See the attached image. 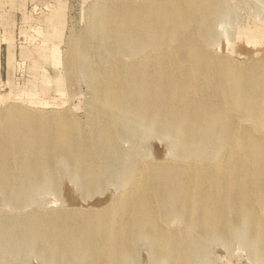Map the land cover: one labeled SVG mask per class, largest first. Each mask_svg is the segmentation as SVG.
<instances>
[{"label":"bare ground","instance_id":"obj_1","mask_svg":"<svg viewBox=\"0 0 264 264\" xmlns=\"http://www.w3.org/2000/svg\"><path fill=\"white\" fill-rule=\"evenodd\" d=\"M119 1L112 9H97L92 25L108 65L93 63L92 48L80 41L75 59L65 62L66 76L40 78L62 93L80 55L93 92L84 104L91 113L85 126L68 113L39 107L47 103L11 104L0 112V192L12 204L31 199L25 197L42 191L62 164L84 184L83 192L98 189L128 166L118 138L130 141L135 128L170 137L179 157L211 161L137 165L124 176L129 189L100 210L74 213L63 223L45 215L18 220L10 231L0 224V249H34L55 264L71 258L122 264L144 233L161 264H195L204 237L227 241L248 234L251 248L264 258V64L241 68L217 60L202 44L212 39L217 18L226 15L217 0ZM63 3L58 0L52 10L58 24ZM262 30H243L238 37L262 43ZM35 33L41 37L35 53L57 66L60 33L53 27H35ZM3 40L11 63V38ZM142 51L120 61L123 54ZM38 68L33 64L32 70ZM173 216L201 237L169 233L163 222ZM17 230L23 236L14 240Z\"/></svg>","mask_w":264,"mask_h":264},{"label":"rangeland","instance_id":"obj_2","mask_svg":"<svg viewBox=\"0 0 264 264\" xmlns=\"http://www.w3.org/2000/svg\"><path fill=\"white\" fill-rule=\"evenodd\" d=\"M57 1L0 0V112L11 104L31 105V101L37 104L47 103L39 107L48 108L44 111L54 110L64 115L68 113L85 126L91 113L88 109L86 110L84 104L92 101L93 92L81 71L85 64L80 55L77 57V70L74 76L65 82L62 93L56 92L53 82L47 87L43 85L40 78L45 73L52 79L60 74L66 76L65 62L75 59L74 50L80 41L86 42L92 48L93 63L102 61L101 65H108L109 60H106L108 56H102L97 47L98 33L94 32L92 27L94 14L97 9H112L120 1L59 0L64 2L62 24H58V18L52 14V10L58 6ZM217 1L226 11V15L217 18L213 25L212 39L207 43L202 41V44L217 60H225L241 68L264 64V41L254 45L238 37L239 32L243 30L264 29V0ZM3 19L5 21H1ZM35 27L44 29L53 27L60 33L59 38L55 40L60 58L57 66L46 61L44 63L42 57L35 53L41 42V37L35 33ZM4 36L11 38L13 46L11 63L9 62L11 56L9 46L7 41L3 40ZM23 51H29L31 55L25 58ZM41 52L45 55L49 54V51L41 50ZM142 54L143 51L123 54L120 61L126 63ZM33 64L39 66V70H32ZM30 90L35 95L30 96L25 93ZM130 127L133 131L132 126ZM134 130L137 135L130 141L118 138L119 148L126 156L128 166L117 173L112 182H107L98 189L83 192L84 184L72 178L69 169L62 164L52 181L42 186V191L32 195L27 194L29 197H25L31 199L12 204L0 192V224L10 231L11 223L18 220L28 221L33 217L45 215L56 223H63L74 213L100 210L115 202L119 195L129 189L124 176L129 172L132 173L140 164L165 163L162 164V168H167L171 165L183 166V162L199 164L211 161L210 158L179 157L172 150L170 137L157 134L153 129L135 128ZM208 143L209 140L205 142V144ZM261 212L264 216L263 209ZM95 213L99 214L100 211H95ZM163 224H166L165 230L172 232L173 235L183 236L191 233L194 238L201 237L199 230L186 227L183 221L174 216L164 219ZM11 234L14 240L23 236L20 230L13 231ZM249 240L248 234L247 239L234 234L227 241L218 238L210 240L204 237L202 239L203 252L196 259L195 264H264L263 256L251 248ZM155 252L152 238L141 233L135 240L134 251L123 259L122 264H161L159 260H155ZM0 264L55 263L47 262L34 249L26 251L13 247L7 250L0 249ZM60 264L90 263L71 258Z\"/></svg>","mask_w":264,"mask_h":264}]
</instances>
